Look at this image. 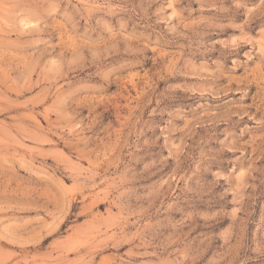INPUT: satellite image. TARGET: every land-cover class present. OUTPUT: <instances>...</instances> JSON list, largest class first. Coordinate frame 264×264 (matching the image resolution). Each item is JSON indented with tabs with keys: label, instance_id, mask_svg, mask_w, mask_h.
Segmentation results:
<instances>
[{
	"label": "rangeland",
	"instance_id": "obj_1",
	"mask_svg": "<svg viewBox=\"0 0 264 264\" xmlns=\"http://www.w3.org/2000/svg\"><path fill=\"white\" fill-rule=\"evenodd\" d=\"M0 264H264V0H0Z\"/></svg>",
	"mask_w": 264,
	"mask_h": 264
}]
</instances>
